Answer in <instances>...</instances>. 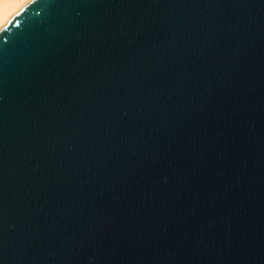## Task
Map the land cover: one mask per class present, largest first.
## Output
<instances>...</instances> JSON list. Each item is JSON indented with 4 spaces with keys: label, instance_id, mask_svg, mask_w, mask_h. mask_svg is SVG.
Wrapping results in <instances>:
<instances>
[{
    "label": "water",
    "instance_id": "1",
    "mask_svg": "<svg viewBox=\"0 0 264 264\" xmlns=\"http://www.w3.org/2000/svg\"><path fill=\"white\" fill-rule=\"evenodd\" d=\"M0 264H264V0L26 3Z\"/></svg>",
    "mask_w": 264,
    "mask_h": 264
},
{
    "label": "bare ground",
    "instance_id": "2",
    "mask_svg": "<svg viewBox=\"0 0 264 264\" xmlns=\"http://www.w3.org/2000/svg\"><path fill=\"white\" fill-rule=\"evenodd\" d=\"M30 0H0V29Z\"/></svg>",
    "mask_w": 264,
    "mask_h": 264
}]
</instances>
